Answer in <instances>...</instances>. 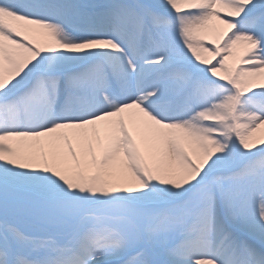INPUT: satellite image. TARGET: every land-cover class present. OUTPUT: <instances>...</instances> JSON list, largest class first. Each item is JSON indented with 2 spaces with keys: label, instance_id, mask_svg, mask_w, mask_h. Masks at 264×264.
<instances>
[{
  "label": "snow or ice",
  "instance_id": "6c2138e0",
  "mask_svg": "<svg viewBox=\"0 0 264 264\" xmlns=\"http://www.w3.org/2000/svg\"><path fill=\"white\" fill-rule=\"evenodd\" d=\"M0 264H264V0H0Z\"/></svg>",
  "mask_w": 264,
  "mask_h": 264
}]
</instances>
